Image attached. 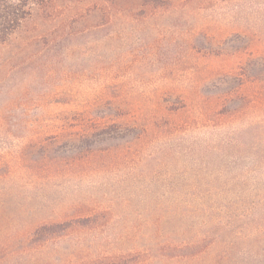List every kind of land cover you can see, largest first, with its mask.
<instances>
[{
  "label": "rangeland",
  "instance_id": "1",
  "mask_svg": "<svg viewBox=\"0 0 264 264\" xmlns=\"http://www.w3.org/2000/svg\"><path fill=\"white\" fill-rule=\"evenodd\" d=\"M261 72L264 0L37 9L0 44V264H264V154L237 144L264 105L206 115ZM83 118L137 125L80 140Z\"/></svg>",
  "mask_w": 264,
  "mask_h": 264
},
{
  "label": "trees",
  "instance_id": "2",
  "mask_svg": "<svg viewBox=\"0 0 264 264\" xmlns=\"http://www.w3.org/2000/svg\"><path fill=\"white\" fill-rule=\"evenodd\" d=\"M50 0H0V44H4L8 41L9 37L17 30L19 29L22 24L28 20L34 12L37 9H43ZM141 3L144 5H152V6H164L165 1L167 0H140ZM254 61H250L242 68V71L245 74V69H249L248 72L251 71L250 66ZM247 77V76H246ZM224 78H233V76L226 75ZM221 86H224L223 88H220L218 92L214 93L215 95L213 97H216L215 108L214 111L212 108H209L206 111L207 116H211L209 118L210 121L215 120H223L226 116H228L233 121H238L242 115V111L245 110L247 107H256V106H263L264 105V73L261 72V77L259 76L254 80V83L249 85L246 82L241 83L239 86H228L229 83L226 80H222L220 83ZM227 86V87H226ZM253 86L254 89L259 90L257 92V98L253 101H246L250 98L249 94H247L248 90ZM246 92V94H245ZM244 98V99H242ZM246 102L241 103L240 106H237L236 103L240 101ZM245 100V101H244ZM230 114V115H229ZM117 119L112 120H95V119H88L86 120L83 118L81 120V127L83 129L87 128L86 132L84 134H80L78 138L80 140H88V138L93 135L90 134V132L94 131L97 133H109L113 131H119L121 130L122 126H128V128H134L137 123L135 124H129V123H122L119 122ZM90 122V123H89ZM119 122V123H118ZM121 123V124H120ZM87 124V126H86ZM129 125H133L132 127ZM88 131V132H87ZM80 133L79 131L77 132ZM87 134V135H86ZM83 135V136H82ZM228 137L223 136L225 142L227 143L226 146H236L235 141H238L234 136L233 133L229 131ZM47 138L45 140L51 139ZM255 143L253 146H246L244 143H237L240 146H245L248 150H257L256 154H264V148L262 146L264 145V132L263 131H257L254 134ZM53 139V138H52ZM78 141V139H75ZM221 143V140H219ZM32 149L40 148V145L37 142H32L31 145H29ZM264 166L263 163L254 165L252 168L247 167L248 171H255L256 168ZM201 199V198H200ZM205 203V202H204ZM83 220H89V219H83ZM72 225L71 222H64V223H49V225H42L36 230V234H44L47 233V231L51 232L53 235L55 230L59 229L58 231H62L67 229ZM96 264V263H95Z\"/></svg>",
  "mask_w": 264,
  "mask_h": 264
}]
</instances>
